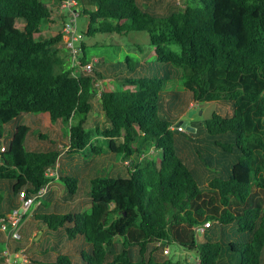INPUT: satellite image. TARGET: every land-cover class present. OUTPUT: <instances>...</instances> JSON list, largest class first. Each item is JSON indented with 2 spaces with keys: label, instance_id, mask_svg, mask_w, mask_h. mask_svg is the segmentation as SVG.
<instances>
[{
  "label": "trees",
  "instance_id": "1",
  "mask_svg": "<svg viewBox=\"0 0 264 264\" xmlns=\"http://www.w3.org/2000/svg\"><path fill=\"white\" fill-rule=\"evenodd\" d=\"M76 1L88 18L83 39L144 32L159 73L121 77L119 69L112 88L100 90V61L91 72L75 70L62 31L47 36L40 27L53 21L50 0H0V137L28 113L67 128L63 141L40 131L45 143L33 147L34 131L21 124L3 144L0 218L18 209L20 192H46L30 217L43 239L33 244L22 226L18 240L0 231V264L5 252L25 253L27 264H185L165 253L167 245L198 264H264V0ZM83 39L80 67L99 48ZM126 61L130 72L154 67ZM169 80L179 91L164 88ZM192 102L218 106L202 130L193 123L195 132L179 130ZM103 148L123 164L83 189L62 158ZM56 181L73 200L84 190L90 210L63 206L51 189ZM54 234L63 240L52 241Z\"/></svg>",
  "mask_w": 264,
  "mask_h": 264
},
{
  "label": "rangeland",
  "instance_id": "2",
  "mask_svg": "<svg viewBox=\"0 0 264 264\" xmlns=\"http://www.w3.org/2000/svg\"><path fill=\"white\" fill-rule=\"evenodd\" d=\"M55 1L57 2V0ZM52 9L54 15L53 17H58L57 14V9H59L58 4L53 5ZM61 24L62 21L59 22V25L58 24L53 25V24H49V22L45 20L41 23L40 27L43 29L45 35L54 36L59 31H61V26H62ZM87 24H88L87 16L79 15L77 19L78 30L81 32H85L87 28ZM24 25H25L24 20L18 19L16 21V26L19 29H22ZM83 42L88 46L97 45L99 47L97 49H90L89 55L92 56V59H96L100 61L95 65L96 66L95 68L99 70L98 72L101 75L100 77H96L97 78L96 85L100 90H109L112 88L111 81L114 80V76L112 74H114L115 72L119 74L118 72L119 69L123 70L122 73H120L121 77H135L137 75H142L144 73H148L150 76H153L159 73V69L157 67L158 63L154 54V49L150 44L147 34L144 32H130L125 36L117 35V34H96L93 37H84ZM100 45H102L103 47H101ZM127 57H129L133 61H136L138 59L141 62H143L146 60L149 62V64L153 65L154 67L148 68L146 66H141V67H137L135 69L136 70L135 72L127 71L126 69H124V66L126 67ZM160 74L162 75L163 73L160 72ZM110 78L112 79L110 80ZM120 83L121 82L118 81L115 82L117 86L120 85ZM126 87L127 86H124L122 88L125 89ZM164 88L166 90L173 88L175 91H179L180 86L179 84L176 83V80H169L165 83ZM217 106L218 105L215 104L214 102L205 103L201 105L192 102L190 105V109L192 110V116L189 118L188 113H185L182 115L181 120L187 121L189 125H191L192 123L196 124L195 126L198 127L200 130H202L204 127L203 125L204 120L211 116L212 111ZM92 114H94V116L98 115L97 109H95V111ZM35 115L38 114H33V113L22 114V116H20L18 120L13 121L11 124L7 125L3 131V136L0 137V144L3 145L6 141H8L11 138L13 129L16 128V126L21 124L22 125L27 124L26 122L28 121V119L35 117ZM94 122H97V120H95ZM97 123H100V121L98 120ZM50 127H56L57 129H59L58 133H56L55 130L51 129ZM32 130L34 131L33 135H35V137H37L38 133L41 131L45 135L49 136V140L55 139L54 141H57L58 138H61L63 140H66L67 138L66 137L67 128L66 125L62 122H57V124L54 125L53 124L36 125L32 127ZM40 143H45V142L41 141ZM99 144L101 143L99 142ZM25 146L26 147L29 146V143H27ZM150 153H153L155 156L159 154V152L152 150L150 151ZM62 162L66 167L69 168L68 175L76 178L78 180V183L80 182V185H82L83 189H85L84 186H88V182L93 178H95L96 176L106 175L107 172H111L113 169H115L116 166H121L123 164V161L121 160L120 156L105 148L102 149L101 154H91L88 151L80 152L76 155L67 154L64 156V158H62ZM122 170L123 168H121L120 172H122ZM57 184H59L64 189V192L66 188L62 182L59 181L53 182L51 189L54 191L55 197L59 198L63 195V190ZM84 192H85L84 190H81L82 195L81 197H79V201L81 200V203L77 202V200L74 201L73 197H70L66 194V196H62L60 198V201L62 202L61 204L69 208L71 206V202H73V208L75 212L89 211L90 203L87 199L88 195L87 196L84 195L83 194ZM52 193L48 194L49 198L51 197ZM48 203L52 205L50 202ZM32 208H35V204L33 205ZM30 213L31 211L29 210L27 214L29 215ZM23 218L24 216L22 215L20 219L21 226H23L22 225ZM53 236L54 238L52 241L55 240L60 242V240H63V238L59 234H54ZM43 237H44V233L37 231L35 235L31 236L33 241L32 243L33 244L34 242L39 243V241H41ZM6 238L8 239V237ZM25 239L26 238L23 239V242H25ZM2 244L3 242H0V248L2 247ZM166 250L168 252L167 255L171 259H175V260L179 259L185 264H189V263L198 264V260L193 253L180 250L175 245H167ZM5 254H6V260H5L6 264L28 263V261L25 258V255L22 252L13 255L10 254L9 252H5Z\"/></svg>",
  "mask_w": 264,
  "mask_h": 264
},
{
  "label": "built area",
  "instance_id": "3",
  "mask_svg": "<svg viewBox=\"0 0 264 264\" xmlns=\"http://www.w3.org/2000/svg\"><path fill=\"white\" fill-rule=\"evenodd\" d=\"M76 0H60L58 3V8L61 14L65 15V20L62 21L61 31L65 37L64 47L69 53V59L71 61V67H79L83 72H91L94 63L97 62L93 59L89 63L80 67L79 65V54L81 53V48L79 42L83 39V34L78 30L77 19L79 17V11L77 10ZM74 70V71H75ZM179 130H184L182 127H177ZM5 146L0 144V157L4 152ZM48 175H55V171L48 169ZM46 192V188L39 190L37 195L27 196L25 191L20 192L19 201L20 205L18 209H15L11 214L0 218V231L6 232V237L8 239L18 240L21 238V225L20 219L31 209L32 205L36 202V199L41 197ZM210 226V221H206L203 226L198 227L197 232H203L205 227ZM167 254V250L165 249ZM6 255V254H5Z\"/></svg>",
  "mask_w": 264,
  "mask_h": 264
},
{
  "label": "crops",
  "instance_id": "4",
  "mask_svg": "<svg viewBox=\"0 0 264 264\" xmlns=\"http://www.w3.org/2000/svg\"><path fill=\"white\" fill-rule=\"evenodd\" d=\"M50 1H51V3L53 5H57L60 0H57V2L55 0H50ZM57 14H58L59 20L56 19L58 17H54L53 18V21L49 22V24H53V25L58 24L59 25V22L61 21V19H60L61 18L60 17L61 14H60L59 9H57ZM38 115H40L41 117L38 116ZM38 115H35V117H32V118L28 119V121L26 122L28 125L27 124H25V125L28 126V127H31V126L33 127V126L41 125V124H43V125L48 124L49 125V118L46 115H44V114H38ZM55 124H57V123H55ZM50 128L53 129V130H55L56 133H58V131H59V129H57L56 127H50ZM35 138L36 137L31 136V138H30V146H33V147L43 146L42 145L43 143H40V141L37 138L36 139ZM53 140H55V139H53ZM58 141H63V140L61 138H58ZM60 147H62V144L61 143L59 144V148ZM76 200H77V202H80L81 203V200L79 201V198L78 199H75L74 201H76ZM38 207H39V202L35 204V208L30 209L31 213L29 215L27 214L29 211L25 214L26 216H24V218L22 220V225H23L22 226L23 227L22 229H26V234L25 235H30L29 240L32 239L31 236L35 235V233L37 231L38 232H41L40 230H38V228L37 229H34V225L31 224V219H30V217L32 216L33 212H38L40 210ZM37 227H39V226H37ZM21 251H23V250H21ZM23 254L25 255V253H23ZM25 258H26V255H25ZM19 259H20V257H19ZM26 260H27V258H26Z\"/></svg>",
  "mask_w": 264,
  "mask_h": 264
},
{
  "label": "water",
  "instance_id": "5",
  "mask_svg": "<svg viewBox=\"0 0 264 264\" xmlns=\"http://www.w3.org/2000/svg\"><path fill=\"white\" fill-rule=\"evenodd\" d=\"M188 116L189 118L192 116V110H190L188 112ZM176 127H182L184 128L186 131H191L193 130L194 132L196 131V129H192V127L188 124L187 121H184V120H179L177 123H176Z\"/></svg>",
  "mask_w": 264,
  "mask_h": 264
}]
</instances>
